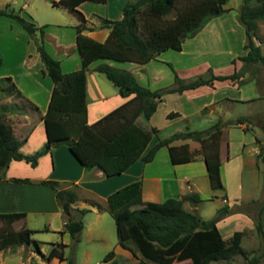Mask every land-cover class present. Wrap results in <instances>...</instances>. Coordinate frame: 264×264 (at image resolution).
Instances as JSON below:
<instances>
[{"label": "crops", "instance_id": "obj_1", "mask_svg": "<svg viewBox=\"0 0 264 264\" xmlns=\"http://www.w3.org/2000/svg\"><path fill=\"white\" fill-rule=\"evenodd\" d=\"M54 1L56 0H0V7L9 4L21 10L22 14L36 25L42 26L46 49L60 61L62 71L69 72L82 65L76 42V25L79 18L68 7ZM127 1L81 0L76 8L85 17L83 33L98 41H104L110 28L101 25V18L122 17V8ZM241 4L242 0H227L224 6L228 9L211 18L194 36L186 38L179 50L167 48L144 63L96 58L86 69L88 123L96 121L133 96L121 95L116 85L111 88L97 76L99 71L95 70V66L99 63L129 70L139 83L153 90L173 84L174 71L169 62L185 79L205 73L208 68H211L214 74H230L239 70L240 74L234 80L215 79L211 85L202 84L182 92L166 93L149 118L138 115L135 120L145 130L157 128L151 133L143 153L162 137L158 135L162 127L158 120L163 122V126H169L168 135L165 136L187 129H204L221 120L224 124L217 139L221 154L220 176L223 188L211 187L205 161L200 152L203 143L191 138L175 139L171 144L187 143L190 152L196 154L193 160L174 163L171 161L168 146L162 145L150 161L145 162L138 158L122 172L109 176L104 175L97 167L86 168L65 143L58 144L42 154L35 166L24 159H12L5 170V177L0 178V212L25 213L24 218L12 222L14 229L26 226L33 231L44 230L56 236L50 241L34 239L37 241L34 242V251L28 252L27 260L19 264H66V259L56 256L48 258L47 255L54 245L62 242L63 253L67 257L65 249L72 246V236L64 229L65 217L56 199L55 189L39 182L43 179L57 180L60 187L75 188L77 198L72 204L74 213L80 214L79 209H87L83 217L85 215L88 218L82 221L83 227L79 232L78 241L81 242L82 237H85L86 243L82 249L85 262L91 258L97 242H104L102 247L109 248V215L112 214L108 208L107 196L130 182L141 181L144 203L181 197L193 192L199 195L201 201L192 203L184 200L183 206L188 210L197 212L200 203L204 201L211 202L212 207L216 209L223 205L236 206L234 202L244 193L242 175L245 166L253 165L263 169L258 156L261 141L257 138V133L254 132L251 140L246 139L247 133L253 130L252 127L248 128L252 125V116L264 113V80L256 68L259 63L254 62L244 67V62L239 58L247 52L244 48L245 30L237 19V10ZM2 16L8 17L4 23L9 25V28L7 31L0 26V35L8 41L2 45V50L0 49V76L10 75L24 96L39 108L38 113H21L22 118L12 123L15 135L18 138L25 137L20 150L31 154L47 139L41 115L47 109L53 81L44 71V63L29 33L16 19ZM259 26V34L264 37V21H259ZM261 48L264 54V42L261 43ZM237 103L246 105L248 110L243 113L238 111L234 107ZM170 112H177L178 115L169 117ZM233 115L234 117H231ZM241 117H249L251 120L237 122ZM231 129H239V140L232 137ZM12 178H28L30 181L20 182ZM93 200L98 204L93 203ZM31 215L44 217V223L31 225ZM216 224L225 239L230 238L236 230L244 231L241 245L242 239L247 237L249 245L242 246L247 250L254 248L256 235L253 233L256 226L252 215L242 211H230ZM22 245L24 244L10 245L1 249L0 253L13 251L14 247ZM112 249L115 253L110 260L105 261L107 264L113 259L117 260L120 253L125 256L127 262L134 257L138 259V255L120 246L118 242L113 244ZM189 262L190 259L175 260L172 264Z\"/></svg>", "mask_w": 264, "mask_h": 264}, {"label": "trees", "instance_id": "obj_2", "mask_svg": "<svg viewBox=\"0 0 264 264\" xmlns=\"http://www.w3.org/2000/svg\"><path fill=\"white\" fill-rule=\"evenodd\" d=\"M81 0H56L78 18L76 25V42L81 55L82 65L78 69L63 72L60 61L54 58L44 45V30L34 21L6 4L0 7V14L16 19L29 33L34 41L39 56L44 63V71L51 77L53 88L47 109L41 118L46 131L45 143L31 154L20 150L25 137L18 138L11 123L5 119L6 112L19 109L22 113H38V106L26 98L10 75L0 76V95L14 96L21 103L11 102L0 105V178L5 177V170L12 159H24L32 166L39 157L52 147L65 143L72 154L86 167H97L104 175L122 172L136 159L150 161L162 145H167L171 161L186 162L193 160L195 153L190 152L187 143L171 144L175 139H194L203 143L200 152L204 158L210 185L213 189L223 188L220 176L221 154L218 143L223 122L218 120L204 129H187L159 139L145 153L143 151L156 127L145 130L136 122L142 115L149 118L155 111L157 103L169 92H182L202 84L211 85L215 79H236L240 71L230 74H214L208 68V75L199 74L194 78H182L174 66L172 85L150 89L136 79L126 69L117 68L108 63H99L95 70L105 73L107 78L118 87L121 95L133 96L112 109L96 121L87 122L86 69L96 58H111L121 61L144 63L156 57L167 48L181 49L183 41L194 36L211 18L224 13L227 0H128L122 8V17L117 19L101 18V25L109 27L104 41H98L85 33V17L76 5ZM104 1V0H102ZM174 11V15H168ZM237 19L246 34L244 48L247 52L239 58L245 65L257 62L264 64L261 43L264 37L259 34V21H264V0H242L237 10ZM178 115L168 113L169 117ZM249 117H241L237 122ZM252 121V120H251ZM264 131V113L261 117ZM258 156L263 163L264 175V141L259 144ZM14 181L29 182L28 178H12ZM55 189L56 199L64 214V229L72 236V245L79 241V232L83 227L81 218L75 217L73 202L77 193L73 187H60L57 180L39 181ZM192 203L201 201L197 193H187L181 197H169L163 201H147L141 195V181L130 182L107 196L110 213L115 220L117 242L138 255V264H172L175 260L190 259L186 264H211L218 259H231L241 255L249 259L250 250L241 245L242 230H236L228 239L223 238L217 221L230 211H238L237 206L229 208L223 205L217 214L209 219L202 218L196 211L188 210L183 201ZM259 207V214L264 211V189ZM93 203L98 204L93 200ZM144 203V204H143ZM251 215L250 211L240 206ZM86 208L79 209L84 214ZM24 212H0V250L14 244L37 243L32 239L33 230L23 226L14 229L11 225L16 219L24 218ZM253 217V216H252ZM259 216L255 220L256 230L264 239V225ZM58 242L49 251L47 257L66 259V264H74L73 257H65ZM38 251L39 248H37ZM109 250L104 255L108 261L114 255ZM259 256L253 255L249 263H255ZM109 264H121L113 259Z\"/></svg>", "mask_w": 264, "mask_h": 264}, {"label": "rangeland", "instance_id": "obj_3", "mask_svg": "<svg viewBox=\"0 0 264 264\" xmlns=\"http://www.w3.org/2000/svg\"><path fill=\"white\" fill-rule=\"evenodd\" d=\"M10 6V5H9ZM11 7V6H10ZM174 15V11H172L168 17H171ZM0 26L3 27L4 29L9 28V25H7L6 23V19H8V17L2 16L0 15ZM3 36V35H2ZM0 35V49L2 50V45L6 44L5 41V37H2ZM235 50V49H233ZM1 53V51H0ZM1 57V56H0ZM171 63V62H169ZM172 64V63H171ZM173 65V64H172ZM116 67V66H115ZM256 68L260 71L259 74L261 76V78L264 80V64L259 63ZM178 72V71H177ZM179 74V73H178ZM203 75H208V72L206 71L205 73H201ZM199 75V74H198ZM97 76H99L100 78H102V80H104V82L109 85V87L114 88L116 87L115 85H113V83L107 78V76L105 75V73L99 71L97 72ZM190 79V78H189ZM11 102H17V103H21L22 100L20 98H16L14 96H4L2 97L0 95V105H6L9 104ZM235 109H237L238 111L246 112L247 106L242 104V103H237L235 106ZM13 113V114H12ZM21 110L19 109H15V110H10L8 112H6L5 114V119L7 120V122L9 123H15L17 121H19L22 116H21ZM263 113H257L254 116H252V125H250L248 128L252 127L253 130L249 131L246 135V139L251 140L252 135H254V132L257 133V138L260 139V141H264V131L261 128V117H262ZM231 117H234L231 116ZM159 123L162 125L160 132H159V136L163 137H167L165 135H168V129L169 126H163V122L161 120H158ZM226 123V122H225ZM227 124V123H226ZM231 133H232V137L233 138H237L238 140L240 139L239 135V129H231ZM260 142V143H261ZM251 145V144H250ZM248 145V146H250ZM260 158V157H259ZM261 160V158H260ZM262 162V160H261ZM262 167H263V163H262ZM242 184H243V191L244 193H242L241 196H238L240 198H237L238 201L234 202L236 204V206L238 207V211H242L245 213V210H241L240 206L244 205L245 209L249 210L251 215L254 218V221L256 219L259 218V216L261 217L260 219L263 222L264 225V211L262 213L259 214V207H260V199L262 196V192L264 189V175H263V171L260 170L259 168H257L256 166H251V165H246L245 169L243 171V175H242ZM234 204V205H235ZM213 204L211 202L208 201H204L202 203H200V209L197 210V212L204 218V219H209L214 217L217 212H218V208H214L212 207ZM232 206H230L229 208H231ZM249 214V213H248ZM110 217V227H111V231H110V236H109V243L110 246L109 248H103L102 244L104 245V242H100V243H96L92 256L88 261H84V256L82 253V249L85 242V237H82V241L81 242H76L75 244H73L72 246H69L65 249V255L67 257H73L74 258V262L75 264H105L106 262L104 261V255L109 251L108 249H112L113 244L115 242H117V234H116V226H115V220L113 218L112 215H109ZM30 224L31 225H40L44 223V217L40 216V215H31L30 216ZM75 217H79L82 219V221H86L88 216L83 217V214H76ZM2 221H0V227L5 226V223H1ZM12 226V225H11ZM13 227V226H12ZM14 228V227H13ZM256 235V240L255 242H253V247L252 249H250L251 253L249 254V259L253 256V255H257L259 256V259L257 262L255 263H249V259L244 258L241 255H237L231 259H218V260H214L212 261V264H264V239L261 235L258 234L257 230H254V233ZM249 236V234H248ZM31 237L33 239H42L43 241H50V239H54L56 236L52 235L49 232H46L44 230H34L31 234ZM249 239L247 237H244L242 239V245L244 247H247L249 245ZM34 242L31 241L29 243V245H27V243H24V245L22 246H16L14 247L13 251H4L2 253H0V264H19L21 261H26L27 260V256H28V252L30 251H34ZM102 248V249H101ZM117 261L121 264H138V259L137 258H133L132 260H128V262L126 261V259L124 258L125 256L120 253L117 256ZM33 263V262H32ZM36 264V263H35ZM107 264V263H106ZM156 264V263H154ZM177 264H181V263H177Z\"/></svg>", "mask_w": 264, "mask_h": 264}]
</instances>
